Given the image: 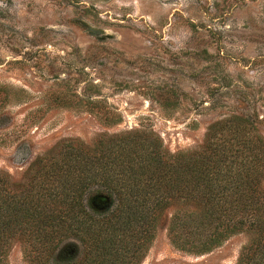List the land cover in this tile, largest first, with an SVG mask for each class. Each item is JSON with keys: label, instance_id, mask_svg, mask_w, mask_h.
I'll return each instance as SVG.
<instances>
[{"label": "rangeland", "instance_id": "rangeland-1", "mask_svg": "<svg viewBox=\"0 0 264 264\" xmlns=\"http://www.w3.org/2000/svg\"><path fill=\"white\" fill-rule=\"evenodd\" d=\"M234 113L264 137V0H0V170L16 180L67 140L145 129L174 153ZM99 195L84 200L95 216L115 206ZM169 215L134 264L236 263L245 233L195 255L170 243ZM87 223L64 239L61 260L83 257ZM6 264H30L20 243Z\"/></svg>", "mask_w": 264, "mask_h": 264}, {"label": "trees", "instance_id": "trees-1", "mask_svg": "<svg viewBox=\"0 0 264 264\" xmlns=\"http://www.w3.org/2000/svg\"><path fill=\"white\" fill-rule=\"evenodd\" d=\"M65 146L36 157L24 178L0 170V264L16 243L30 264H134L166 211L176 249L202 255L245 233L235 264H264V137L249 116H224L209 124L198 147L174 153L136 128ZM102 192L115 206L92 215L84 200L104 202ZM88 220L83 257L61 260L64 239ZM134 226L135 237L128 233Z\"/></svg>", "mask_w": 264, "mask_h": 264}]
</instances>
